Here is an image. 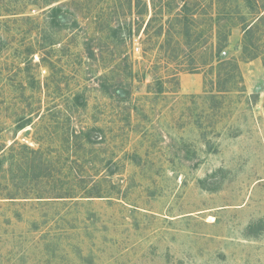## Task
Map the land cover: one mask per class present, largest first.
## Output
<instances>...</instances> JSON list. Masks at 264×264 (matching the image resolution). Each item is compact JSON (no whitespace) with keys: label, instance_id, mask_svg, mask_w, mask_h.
I'll return each instance as SVG.
<instances>
[{"label":"rangeland","instance_id":"obj_1","mask_svg":"<svg viewBox=\"0 0 264 264\" xmlns=\"http://www.w3.org/2000/svg\"><path fill=\"white\" fill-rule=\"evenodd\" d=\"M249 11L0 0V264H264V25L244 59ZM218 24L239 72L224 92Z\"/></svg>","mask_w":264,"mask_h":264},{"label":"trees","instance_id":"obj_2","mask_svg":"<svg viewBox=\"0 0 264 264\" xmlns=\"http://www.w3.org/2000/svg\"><path fill=\"white\" fill-rule=\"evenodd\" d=\"M229 0H219V2L222 3H226ZM245 3V6L250 8V11L248 13L250 14H254L255 16L252 17V20L247 22V23H243V36H242V49H241V54L242 57L246 60H252L255 59L259 56L260 54V47L257 43L258 38L256 37L259 31V28L264 25V0H242ZM138 2V0H136V3ZM152 2H154V0H152ZM181 2H184V0H181ZM187 7V5H185V3L182 4L181 10L180 12L182 13L183 10H185ZM58 7H53L52 9H50V12H56L58 11ZM218 13H223V11H218ZM224 13H230V12H224ZM230 15V14H229ZM181 15L178 13L176 15H172L169 20L168 23H177L180 24L182 23V19H180ZM224 17V16H217V23H219V20ZM229 17V16H228ZM217 32H216V44H215V56L213 57V60H215L216 64V72H215V77H216V87L218 86V92H224L232 87L229 88H223L220 87V83L223 80V70H225L227 67L231 68V73L233 72L231 78H238L239 77V72H238V64L236 62V60L234 59H220L219 58V53L222 52V50L225 48L226 46V42H227V36L228 34L224 33L221 29H220V25H217ZM167 32V30H166ZM161 31L160 33L157 34V37L161 36ZM198 36H201V34H199ZM236 71L238 73H236ZM70 140L75 141L76 138H78V136L76 134H72L70 137ZM39 168H44L41 170H44L46 172H48L49 168L45 165H43V163L39 164L38 166ZM93 196H89V197H96V198H100L101 196L98 195V193L96 194H91ZM59 198H64V197H59Z\"/></svg>","mask_w":264,"mask_h":264}]
</instances>
